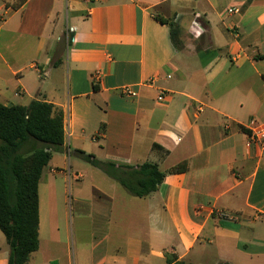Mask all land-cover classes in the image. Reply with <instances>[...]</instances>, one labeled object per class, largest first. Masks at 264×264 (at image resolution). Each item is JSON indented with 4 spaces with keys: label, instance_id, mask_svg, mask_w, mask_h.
Here are the masks:
<instances>
[{
    "label": "crops",
    "instance_id": "obj_1",
    "mask_svg": "<svg viewBox=\"0 0 264 264\" xmlns=\"http://www.w3.org/2000/svg\"><path fill=\"white\" fill-rule=\"evenodd\" d=\"M33 100L61 111L68 157L187 170L137 198L69 162L62 238L51 157L27 264H264V155L246 146L264 124V0H0V103Z\"/></svg>",
    "mask_w": 264,
    "mask_h": 264
},
{
    "label": "trees",
    "instance_id": "obj_2",
    "mask_svg": "<svg viewBox=\"0 0 264 264\" xmlns=\"http://www.w3.org/2000/svg\"><path fill=\"white\" fill-rule=\"evenodd\" d=\"M157 20L168 24L174 41V25L161 17ZM63 142V115L52 104L39 100L27 106L0 103V231L9 247L7 264H27L38 250V185L52 154L62 152ZM78 154L137 198L156 191L166 174L187 170L185 162L162 172L150 162L131 166L102 162L83 151ZM166 261L185 264L169 256Z\"/></svg>",
    "mask_w": 264,
    "mask_h": 264
},
{
    "label": "rangeland",
    "instance_id": "obj_3",
    "mask_svg": "<svg viewBox=\"0 0 264 264\" xmlns=\"http://www.w3.org/2000/svg\"><path fill=\"white\" fill-rule=\"evenodd\" d=\"M72 162L73 169L70 172H74L75 169L83 171L84 169H90L91 166L89 163L84 161L82 158L76 155H70L69 157L62 152H54L52 154V162L49 163L47 169L51 166H57L62 173H56L50 176V182L57 194L58 208L59 212V231L62 238L70 234L71 230V218H73V198L77 193V188L73 186L75 180L70 177L68 172V164ZM93 169V168H91ZM46 181L42 180V185L44 186ZM82 193L86 191V188L79 189ZM76 206V205H75ZM77 209V206H76Z\"/></svg>",
    "mask_w": 264,
    "mask_h": 264
},
{
    "label": "built area",
    "instance_id": "obj_4",
    "mask_svg": "<svg viewBox=\"0 0 264 264\" xmlns=\"http://www.w3.org/2000/svg\"><path fill=\"white\" fill-rule=\"evenodd\" d=\"M229 14L237 13L238 10L235 8H230L227 11ZM194 28H198L199 25L196 21L192 23ZM94 80H98L99 73H94L93 75ZM120 93L122 96L125 97H134L136 96V92L131 87H122L120 89ZM167 93L161 92V94L158 95L157 99L158 101L164 100V97ZM64 128V126H63ZM247 147H254L256 148L262 155H264V124L258 123L254 120L250 121L248 127H247Z\"/></svg>",
    "mask_w": 264,
    "mask_h": 264
}]
</instances>
